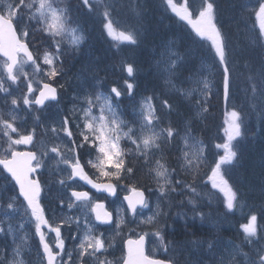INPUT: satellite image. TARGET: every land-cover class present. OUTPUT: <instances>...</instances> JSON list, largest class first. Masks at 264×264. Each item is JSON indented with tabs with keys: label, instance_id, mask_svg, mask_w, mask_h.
<instances>
[{
	"label": "snow or ice",
	"instance_id": "snow-or-ice-1",
	"mask_svg": "<svg viewBox=\"0 0 264 264\" xmlns=\"http://www.w3.org/2000/svg\"><path fill=\"white\" fill-rule=\"evenodd\" d=\"M78 4L90 14L99 16L103 28L114 40L131 45L137 43L134 30L117 31L114 26L116 20L109 11L110 8L115 10L111 0H78ZM166 5L180 21L190 27L197 38L208 43L213 62L220 69L218 87L227 105L233 87L231 52L228 38L219 26L216 0H200L198 7H192L190 0H182L180 3L176 0H166ZM251 11L260 22L257 38L264 41V0H257ZM70 19V10L59 7L55 0H0V57L4 58L0 64V94H3L0 100L9 105L6 116L0 114V139L6 144V155L0 156V174L7 173L5 179L12 184L14 192L6 204L0 205L4 217H10L9 210L15 213L22 208L27 216L26 222L34 228L32 235L39 238L45 264H72V253L65 251L66 237L62 229L66 224L71 227V224L75 223L77 231L71 239L76 241L81 231V219L68 216L62 221L57 220L55 211L47 207L43 194L48 186L45 174L49 170V162L66 165L64 171H67L68 175L59 179L58 183L71 190L67 207L71 209L79 202L81 207L95 213V221L101 225H111L112 213L104 210L103 204L93 202L87 191L75 190L76 186L66 184V180L83 181L99 192L115 196L120 184H131L142 171L136 167L139 162L150 174L154 173L152 179L157 184L160 196H165L167 192H176L178 187L197 193L196 186L180 179L178 175L174 178L176 169L163 162V150L166 146L177 147L180 152L181 170L191 176L194 182L201 167L207 166L208 172L205 175L210 180L211 189H216L223 195L222 203L226 210L233 212L238 207V193L225 178L226 170L223 166L233 164L237 157L234 142L243 135L244 117L235 106L227 113L225 120L226 141L215 146L222 149L223 154L211 164L208 163L203 141L192 136L187 128L181 136L170 124H163L162 117L157 114L153 96L142 98L138 104L139 111L134 113L131 121L122 118V113L117 110L119 98L133 97L135 91V84L127 79L124 80L123 91L113 86L107 95L99 91L85 93L79 115L73 109L71 115L62 116L58 124H49L43 128L41 135L52 133L55 142L51 144H44L38 139L36 125L28 127L25 124H17L20 112L46 111L48 102L58 101V90L64 87L63 83L57 81V77L61 76L57 65L63 63L62 46H78L83 39L82 35H77V28L70 24ZM38 32L41 34L40 43L45 45L42 52L36 46ZM26 66L31 68V73L26 70ZM175 67L176 62L173 60L168 65V71L171 72ZM125 71L128 77H134L133 65L126 63ZM35 74H39L40 79H33ZM21 81L23 94L17 96L13 93L12 86H19ZM52 81L56 83L53 84ZM199 85H202V88H199ZM249 88L253 97L259 94L264 100V75L259 82L249 77ZM210 90V82L200 79L194 82L190 91H184L183 94L185 98H189L194 92H201L202 98L197 103L201 105L203 112H207L208 109L204 105ZM161 105L168 111L173 110V105L168 100H162ZM34 120L39 122V116H34ZM125 139L131 144V148L121 146V141ZM21 145L24 146L23 149L18 148ZM86 168L94 170L96 180L89 175ZM101 178L103 182H97ZM130 193L123 199L127 202L126 210L131 216L130 223H135L141 215L138 208H149V199L144 190L135 186L130 187ZM189 203L194 204L195 201L190 199ZM60 204L63 206L64 201L61 200ZM160 214V206L157 203L156 211L146 219L140 220L139 224L156 227V231L151 235L159 239L165 258H150L145 254V242L149 232L144 231L137 239L127 241L126 256L120 259L119 264H175V257L169 254L168 245L165 244L164 235L158 226ZM196 214L203 219L202 213ZM257 219V215L251 214L248 222L240 226L245 241L249 244L264 241V229L258 228ZM123 222L121 216L119 224ZM119 224L114 227L118 228ZM2 225L3 221L0 220V235H12L15 243L11 225L7 228ZM84 225L86 230L78 241L77 264H113L106 254L114 245L106 242L104 232L93 234L95 225L87 216L84 218ZM20 228L23 229V223ZM49 235L52 236L51 241ZM28 238L26 233L23 239ZM211 247L209 244V248ZM3 252L4 249L0 248V264H24L23 259H19L20 245L14 247L11 261L3 258ZM253 252L255 259L249 258L247 253L237 248L230 254L232 260L228 264H233L237 254L245 257L244 264H264V244L253 248ZM85 257L88 258L87 261ZM220 264H225L223 258Z\"/></svg>",
	"mask_w": 264,
	"mask_h": 264
},
{
	"label": "trees",
	"instance_id": "trees-1",
	"mask_svg": "<svg viewBox=\"0 0 264 264\" xmlns=\"http://www.w3.org/2000/svg\"><path fill=\"white\" fill-rule=\"evenodd\" d=\"M121 2L124 10L121 16L122 22L119 21L115 26L118 30H134L137 34V42L141 43L139 48L135 49L131 47L129 49L131 52L128 51L131 56H133L134 63L137 65L138 71H140L138 85L136 83L137 93L139 92L141 97L153 96L158 115L162 117L163 124L165 126L170 124L181 133V136L184 135L185 129L187 128L192 136L197 140L203 141L206 145V156L208 161L214 160L213 151L208 148L207 143L213 138L212 136L216 131V124L218 125L217 132H221L220 125L222 121L219 118L221 114L224 117V109L220 104V95L217 94L215 88L219 80L207 75V60H209V64L213 63L215 67H219L213 62L209 47L206 46L204 41L199 40L192 30L184 26L183 22L178 20V17L167 7L165 0H121ZM222 2L216 4L217 9L220 7L221 11H223V13H217V19L219 26H221L222 31L228 38L231 52V66L233 69H236L235 66L237 63L239 67L243 65V63L239 62L238 57L245 64H251L254 61L255 55L248 51L245 54L240 53V56H236L233 47L254 46L258 39L257 34L259 30L252 29L254 31L253 33H245L244 36L246 37L241 38L240 42L237 44V33L232 28L225 26L223 20L225 17H231L230 15L233 14V16L241 15L248 21L249 16L244 14L243 10H241V7L248 9V4L240 0H222ZM69 10L71 14L70 24L72 26H81L89 34L97 37L101 36L99 34L100 28L104 33L101 18L99 16L93 14L88 15V12L80 16L77 10L74 11L73 6L69 8ZM247 37L251 38V44L248 42ZM66 45L68 48L69 45ZM119 45L121 47L109 42L106 46L96 48L88 45L81 50V52L86 54L88 61L87 65L89 64L94 67V76L98 80H103L105 76L107 77L108 87L116 86L124 79L122 69L125 63L124 48L126 49L127 45L122 43H119ZM259 49L262 50L263 47H259ZM69 53L70 51L66 56L65 63H62V66L66 64L67 66L69 65L65 70L66 73H64L66 76H58L60 79L69 77L73 69L82 67L79 56L70 58ZM173 60L176 62V67L169 72L168 65ZM151 65L158 67V74L150 68ZM96 69H99L102 73H99ZM89 70L93 72V70ZM200 79L208 80L211 85V90L206 97L207 103L204 105L208 109L207 112H203L201 110V105L197 103V101L202 98L203 94L201 92H194L189 98H185L183 94L184 91H190L194 87V82ZM69 80L70 79H68V81ZM167 80L171 81V83ZM198 87L202 88V85ZM168 88L169 91H172V94L168 92ZM162 100H168V102L173 105V110H167L166 114H163L162 111H160ZM118 104V112L122 113L123 119H126V104L123 103V101ZM195 110L198 111L197 115L194 114ZM37 131L40 132L39 128H37ZM242 133V136L248 134L246 128ZM165 148L171 150L173 154L177 152V157L179 158L180 153L177 147L166 146ZM129 159H131V157H129ZM170 159L172 162L179 164V159H175L172 155ZM206 172H208V168L201 167L195 182L198 181L201 183L205 178ZM142 174L143 173L138 177L144 178L145 176ZM200 176L202 177L201 180L199 179ZM253 176L254 175L246 176L248 184L249 179L250 181L252 179L253 183ZM191 178L192 177L186 175V179L189 183H191ZM254 188L255 189L252 191L250 185L244 188L246 194L245 202L247 206H252L251 214L257 215V218L259 217L264 223V211H259L263 207L257 206L258 201H263L264 203V197L260 196V192L263 191L257 188L255 184ZM222 209L227 215V220L236 219V217H233V215L226 210L224 204H222ZM196 228L195 232H202L204 230L201 226ZM212 232L211 229H207L206 235H210Z\"/></svg>",
	"mask_w": 264,
	"mask_h": 264
},
{
	"label": "rangeland",
	"instance_id": "rangeland-1",
	"mask_svg": "<svg viewBox=\"0 0 264 264\" xmlns=\"http://www.w3.org/2000/svg\"><path fill=\"white\" fill-rule=\"evenodd\" d=\"M190 2L194 5V7H198L200 4V0H190ZM251 3H252V0H247L248 9H245L240 6L244 14H247L249 16L248 21L245 20L244 17H242L241 15L233 16V14L230 15L231 17H225L223 20V23L225 26H227L228 28H232L237 33L236 35L237 44L238 42H240L241 38L246 37L244 36L245 33L247 32L253 33L254 31L252 29L259 30L260 22L250 9ZM256 4H257V0H255V5ZM218 13H223L220 7L218 8ZM187 28L191 30L189 26H187ZM37 34H39V32ZM77 35H82L79 30H77ZM247 40L251 44V38L247 37ZM84 41H85V38L83 37L82 41L78 44V46H70L71 53H74L76 51V48L79 49L81 45L84 43ZM204 42L206 46H208V43L206 41ZM64 46L65 45L62 46V51L64 53L62 57V61H64V56H65ZM249 46L233 47L234 54L236 56L238 55L240 56V53L245 54L249 51L255 55V58H254V64L251 65V64H245L238 57L239 62L243 63V65L239 67V64L237 63L235 66L236 69H233L231 66L233 87L231 89V99L227 105H225L222 94L219 91V87H218L219 84L215 88H216L217 94H221L220 104L223 105L224 107L223 114H224L225 120L227 119V113L232 110L233 106H235L236 109L242 113V116L245 111V114H244L245 117L243 116L244 124L246 123V127L249 128V134L240 138L241 142L238 148L239 149L242 148L241 152L244 153V154L241 153V158H243L244 156L248 157L250 158V162L245 163L240 159V154L237 148V144L239 141H235V145H236L235 150L237 151V157L233 161L232 165H225L223 166V168L227 169L229 175L231 176H233L235 173H238L237 180L241 187H246L245 185H250V188L252 191L255 189L254 188V184H255L257 188H259L261 191L264 192V161H263V158H264V100H262L259 97V94H257L256 97H253L251 90L249 88V77H253L257 82H259L261 76L264 75V41L257 39L254 46H251V47ZM259 47H263V49L260 50ZM208 61L209 60H207V66H208L207 75H209L211 78H215L216 80H220L219 67H215L213 63L209 64ZM87 67L90 69H93V72H94L93 66L88 64ZM150 68H152L153 71L154 72L156 71V73L158 74L157 66L151 65ZM26 70H27V66H26ZM96 70L99 73H102L99 69H96ZM63 74L64 73H62L61 76ZM84 75H86V72L82 74V76ZM64 76H66V74H64ZM33 79H37V80L40 79L39 74H35L33 76ZM69 79H70L69 83L61 82L63 83L64 87L60 88V92H61V95L66 98V100L69 98L76 99L77 100L76 107L63 108L62 105L57 104V103L48 104L46 111L37 112V115L39 116V119L42 124L41 126L42 129L46 128L49 124H58L61 117L64 115H71L73 109H75L77 115H79L80 114L79 108L83 101L84 94L95 91L94 89L93 90L89 89V85L86 82L87 81L86 77H80L79 74L74 75L73 73H71V75L69 76ZM72 79L74 80L72 81ZM105 80H106V76L104 77L103 82ZM58 81L60 82V78ZM167 81L169 82V80ZM79 83H85V84L81 86L79 85ZM21 86H23L22 81L19 86L17 85L12 86V91L15 95L20 96L23 94V93H17V89ZM167 90L169 93L172 94V91H169V88ZM2 95L3 94H0V96ZM253 105H255V107H253ZM8 107H9L8 104H5L3 100H0V114H4L6 116ZM160 111H162L163 114H166L167 109H164L163 107H161ZM197 113L198 111L195 110L194 114L197 115ZM16 122L17 124H25L28 127H32L33 125H36V122H34V115L29 112H20L18 114V118ZM217 129H218V126L216 125L215 134H213L212 136L213 138L211 139V141H208L207 143L208 148L211 149L212 151H215L214 156H216L215 158L216 160L219 159V155L223 154L222 149H218L215 147L216 144H222L226 141L224 130H223V136H222V134L218 135ZM37 137L44 144H51L55 142L51 132H48L46 135H41V132L37 131ZM219 137L220 138L223 137L224 141H220ZM21 147L24 148L23 145L18 146L19 149H21ZM5 148H6V144L4 140L0 139V156L2 153L5 152ZM65 154L70 155V153H65ZM212 161L213 160L208 161V163L211 164ZM136 166H144V165H142V163L137 162ZM202 167L208 168L207 166H202ZM65 168H66V165H63V164L57 165L55 161L49 162V170L45 174L46 179L48 180V186L46 188H48L49 191L50 189H52V186L55 188L54 190H56V188H58V180L61 178L67 177L68 172L64 171ZM141 169L142 171H140L137 174V177L135 180L139 184L147 186V181L145 178L148 177L149 175L145 173L144 171L148 169L146 167L141 168ZM176 170L178 171L179 175H182V177L186 175L181 170L180 164L178 165V168ZM141 173H143L142 175L145 176L144 178L138 177ZM252 175H254L253 183H252V179L251 181L249 179V184H248L246 180L247 179L246 176L248 177ZM3 177H5V175H0V185L4 187V188L0 187V205H3L1 204V198H4L6 200H9L10 198V195H8V191H7V186H8L7 180L4 179ZM148 181H151L150 178L148 179ZM68 182L69 181L66 180V183ZM190 182L195 183L192 180V178L190 179ZM201 183H202V186L197 187L198 194L192 193L188 191L187 189H184V190L180 189L179 200L181 201H178V203L179 204L182 203L183 206L185 205L190 210L191 220H193V218L195 219V214H196L195 210L197 208H203L205 210V215L203 217V221L205 223H212L213 225L222 224L221 223L222 221L220 220V217H221L220 207H222L221 205L224 204L222 203L223 195L221 193H218L216 189H211V184H210V180L208 176H206ZM72 185H75L76 187H78V185L75 183H73ZM193 185L195 186V184ZM122 186H124V183L122 184ZM125 189H126V185L124 186L123 191H125ZM47 196H50L48 192H47ZM69 196L70 195H66V197L64 198L66 204L68 203ZM147 197L149 199V208L143 209V210L138 208V212H141V215L138 216L137 221L135 223H130L131 216H130V213H127L126 217L124 218V222L120 224L118 228L113 229V230L106 228L109 231L110 236H111L110 240H108L109 242L111 243L119 242L122 239V233H123L122 229H125V228H128V233L136 234L139 230V225H140L139 221L146 219L147 216L149 215H152L156 211L157 203H159L160 211H161L162 210L161 203L165 204V202H167L166 196H160L157 189L155 188L151 189L147 193ZM190 199L195 201V203L194 204L189 203ZM76 204H80V203L76 202ZM257 206L263 207L260 211H264V204L263 205L257 204ZM17 207H19L18 204H17ZM9 212H10L9 219L6 221H3L4 215H3L2 210H0V220L3 221V226L7 228L8 225L10 224L13 229V232L16 233L17 230L19 229V225L23 223V226L27 228V231L24 233V235L28 233L29 229L32 228L33 226L26 222L27 216L24 214V210L21 208L18 212L12 213L11 210H9ZM71 212H72V208L69 209L68 211H64L57 220H60V221L64 220L66 217L71 216L70 214ZM160 213H161L159 216L160 220L164 224L168 223L171 218L170 213L169 212H166V213L160 212ZM72 217L75 218L76 216L73 215ZM180 217L185 218L183 214H181ZM247 222L248 221H246L245 223ZM94 225H95V228L93 229V234L95 235L98 232H101L102 228H101V224L97 221H95ZM71 227L73 228L71 229L70 232L77 231V225L75 223L71 224ZM82 228H84V224L81 222V229ZM261 229H264V226H262ZM144 231L149 232V237H148L149 255L151 257H160V253H161L160 241L158 238L151 235V233L156 230L150 228V225L144 224L143 232ZM240 231L242 233L241 235H242L243 242L248 244V246L251 249V252H253V248L259 247L261 244H264V241H259V242L254 241L252 244L247 243L245 241L244 234L241 228H240ZM125 234H127V232ZM28 236H29L28 239H30L29 234ZM65 237H66V245H69V240L67 236ZM173 237L181 238V235L173 236ZM28 239L26 240V244L21 250V256L19 257V259H23V261L25 259V256H30L31 254V252L29 253V250H28L29 249ZM174 242L175 244L171 245V247L176 249L175 251H177V254L172 255V256L175 257L178 264H200V263L209 264L208 258H213L215 255H218L220 251L219 248L224 249L225 252L227 253L229 260L225 261V264H228V262L232 260V257L230 254L233 253L235 249H237L231 241L216 240L215 243L213 244L214 241L211 240V243L213 244L212 247L211 248L208 247V253L207 252L203 253V252H200L199 247H197L193 243H189L188 241L176 240ZM187 245H188V248H187ZM0 248L4 249L3 258H6L7 260L11 261L12 258L11 256L8 255V252H9L8 247L0 245ZM187 250L189 251L186 252ZM71 253L73 257L72 262L77 263V251L74 250ZM106 255H107L108 260L113 261V264H117L115 263V261L113 260V257H111V255L108 252ZM84 259L85 261L88 260L87 257H85ZM251 259H255V254H254V258H251ZM244 261H245V257L243 255L237 254L234 257L233 264H244ZM29 263L34 264L32 261H30ZM24 264H27L26 261H24Z\"/></svg>",
	"mask_w": 264,
	"mask_h": 264
},
{
	"label": "flooded vegetation",
	"instance_id": "flooded-vegetation-1",
	"mask_svg": "<svg viewBox=\"0 0 264 264\" xmlns=\"http://www.w3.org/2000/svg\"><path fill=\"white\" fill-rule=\"evenodd\" d=\"M27 231V228L23 226V229L20 228L19 226V229L17 230L15 234V243L13 242V237L12 235H5V241L2 240L1 236H0V245H3V246H7L8 247V250H10V252H13V249L14 247H16L17 245H20L21 246V250L23 249V247L25 246L26 244V240L23 239L24 237V233ZM34 232L33 230V227L29 229V232L27 234L30 235V238L31 239H28L29 241V244H28V250H29V253L31 252V254L39 248V245H38V242H37V239H36V236L35 235H32V233ZM52 240V236L49 235V241ZM30 254V256H31Z\"/></svg>",
	"mask_w": 264,
	"mask_h": 264
},
{
	"label": "bare ground",
	"instance_id": "bare-ground-1",
	"mask_svg": "<svg viewBox=\"0 0 264 264\" xmlns=\"http://www.w3.org/2000/svg\"><path fill=\"white\" fill-rule=\"evenodd\" d=\"M101 32H102V29L100 28V31H99V34L101 35L100 37H104V33L103 32L101 33ZM157 37H159V36H157ZM89 89H92L93 90V87L92 86H89ZM149 178H150V180L152 182H155V180L152 179L151 176ZM199 179L201 180L202 177L200 176ZM260 196H263L264 197V192H260ZM177 201H179L178 198L173 197V196H170V198H167V202H165V206L167 208L175 209L176 210L178 207L181 206L180 204L178 205V202ZM258 204L263 205L264 203H263V201H261V202L258 201ZM193 226L194 227H199V225L197 223H194ZM165 233L167 235H172V236H180V235H182V232L180 230H178V229H175V228H167L166 231H165ZM204 235H206V230H203L202 232H200V234L198 235V238H202V237L204 238L205 237ZM230 237H233V236L231 235ZM234 237H235V239H240V235L238 233H234ZM187 248H188V245H187ZM188 251L189 250H187L186 252H188ZM248 256L250 258H254V253L253 252L248 253Z\"/></svg>",
	"mask_w": 264,
	"mask_h": 264
},
{
	"label": "water",
	"instance_id": "water-1",
	"mask_svg": "<svg viewBox=\"0 0 264 264\" xmlns=\"http://www.w3.org/2000/svg\"><path fill=\"white\" fill-rule=\"evenodd\" d=\"M83 182V181H82ZM90 186V185H89Z\"/></svg>",
	"mask_w": 264,
	"mask_h": 264
}]
</instances>
